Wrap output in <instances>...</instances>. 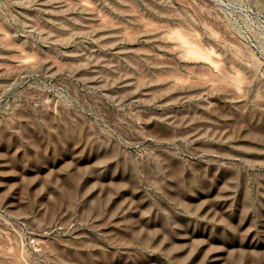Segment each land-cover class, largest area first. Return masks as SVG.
Instances as JSON below:
<instances>
[{
	"label": "rangeland",
	"instance_id": "374dc122",
	"mask_svg": "<svg viewBox=\"0 0 264 264\" xmlns=\"http://www.w3.org/2000/svg\"><path fill=\"white\" fill-rule=\"evenodd\" d=\"M0 264H264V0H0Z\"/></svg>",
	"mask_w": 264,
	"mask_h": 264
}]
</instances>
